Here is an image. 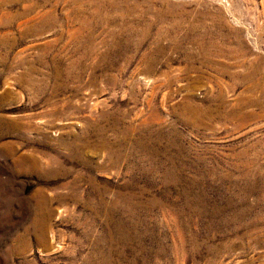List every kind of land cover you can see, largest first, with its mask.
<instances>
[{
  "label": "rangeland",
  "instance_id": "rangeland-1",
  "mask_svg": "<svg viewBox=\"0 0 264 264\" xmlns=\"http://www.w3.org/2000/svg\"><path fill=\"white\" fill-rule=\"evenodd\" d=\"M0 264H264V0H0Z\"/></svg>",
  "mask_w": 264,
  "mask_h": 264
}]
</instances>
